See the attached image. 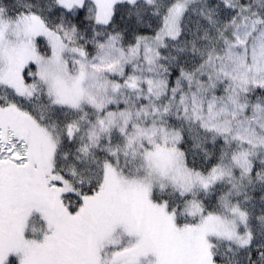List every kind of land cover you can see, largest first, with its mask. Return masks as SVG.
Instances as JSON below:
<instances>
[{
    "label": "snow or ice",
    "instance_id": "1",
    "mask_svg": "<svg viewBox=\"0 0 264 264\" xmlns=\"http://www.w3.org/2000/svg\"><path fill=\"white\" fill-rule=\"evenodd\" d=\"M0 264H264V0H0Z\"/></svg>",
    "mask_w": 264,
    "mask_h": 264
}]
</instances>
